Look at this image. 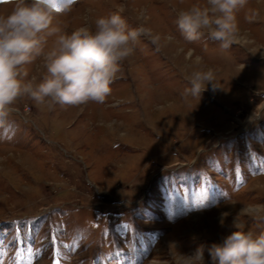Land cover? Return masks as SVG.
Segmentation results:
<instances>
[{
    "label": "rangeland",
    "instance_id": "374dc122",
    "mask_svg": "<svg viewBox=\"0 0 264 264\" xmlns=\"http://www.w3.org/2000/svg\"><path fill=\"white\" fill-rule=\"evenodd\" d=\"M192 2L54 0L66 32L123 5L159 46L140 38L103 104L24 96L0 118V264H182L200 247L210 264L234 222L264 232V0L239 12L228 50L184 40L174 9ZM196 68L218 86L200 98L185 94ZM26 69L46 75L43 57Z\"/></svg>",
    "mask_w": 264,
    "mask_h": 264
},
{
    "label": "clouds",
    "instance_id": "9594fccd",
    "mask_svg": "<svg viewBox=\"0 0 264 264\" xmlns=\"http://www.w3.org/2000/svg\"><path fill=\"white\" fill-rule=\"evenodd\" d=\"M12 7L0 14V118L27 96L37 105L79 106L103 104L118 79L121 63L134 55L142 36L159 46L160 36L143 23L131 27L117 11L98 16L94 26L82 25L70 33L56 23L54 0H9ZM183 2V0H181ZM248 0H204L174 9L176 24L185 41L207 36L223 50L239 43V12ZM55 37L46 51L48 38ZM171 39V37L169 38ZM194 52V50H193ZM43 57L46 75L37 82L28 78L26 66ZM201 57L194 63L199 65ZM185 94L198 97L209 84L215 86L211 68H196L189 77ZM257 218H264L257 216ZM210 264H264V232L246 229L234 222V230L208 249ZM182 264H206L203 248L182 258Z\"/></svg>",
    "mask_w": 264,
    "mask_h": 264
}]
</instances>
